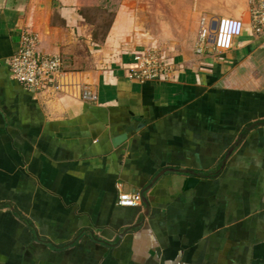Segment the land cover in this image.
Returning a JSON list of instances; mask_svg holds the SVG:
<instances>
[{"label": "crops", "instance_id": "1", "mask_svg": "<svg viewBox=\"0 0 264 264\" xmlns=\"http://www.w3.org/2000/svg\"><path fill=\"white\" fill-rule=\"evenodd\" d=\"M90 2L0 0V264H264V34L248 0H123L107 26L112 3ZM201 13L243 21L230 49L195 52ZM24 29L61 56L64 92L12 78ZM148 44L174 70L131 81ZM123 192L148 206L117 205Z\"/></svg>", "mask_w": 264, "mask_h": 264}, {"label": "built area", "instance_id": "2", "mask_svg": "<svg viewBox=\"0 0 264 264\" xmlns=\"http://www.w3.org/2000/svg\"><path fill=\"white\" fill-rule=\"evenodd\" d=\"M249 25L255 34H264V0H248ZM195 52L206 50H228L234 38L238 37L244 27L240 19L220 17L215 20L200 18ZM39 38L31 30L24 29L19 34V45L16 53L9 59L12 78L34 90L59 94L67 89L62 59L58 54H42L37 50ZM174 66L165 61L164 56L155 48L147 47L136 53L129 63L126 76L129 80L144 83L167 79ZM74 94L85 102H96L98 96L86 85L80 84ZM140 192L119 193L117 205L136 207L142 204Z\"/></svg>", "mask_w": 264, "mask_h": 264}, {"label": "rangeland", "instance_id": "3", "mask_svg": "<svg viewBox=\"0 0 264 264\" xmlns=\"http://www.w3.org/2000/svg\"><path fill=\"white\" fill-rule=\"evenodd\" d=\"M123 0H101L100 3L105 4L107 2V5L110 4V2L112 3L111 7L108 6V7H101V10L104 11L106 14L103 15V18L101 16V20L103 21V24L104 26H107L109 23H110V20H111V16L113 15V7H118L119 4L122 2ZM90 4H92V0L90 2ZM122 4V3H121ZM92 6V5H91ZM113 6V7H112ZM216 17L218 18L219 16L218 15H215V14H212V13H201L198 17L201 18V17H204L206 18L207 20L211 17ZM199 20V19H198ZM100 33H103V30H100ZM149 47H151L152 45L154 46V44H148ZM158 47V46H157ZM160 47V46H159Z\"/></svg>", "mask_w": 264, "mask_h": 264}, {"label": "water", "instance_id": "4", "mask_svg": "<svg viewBox=\"0 0 264 264\" xmlns=\"http://www.w3.org/2000/svg\"><path fill=\"white\" fill-rule=\"evenodd\" d=\"M125 135H123L122 136V138L124 137ZM166 170H172V169H165V170H161L160 171V173H158L155 177H154V179H153V181L160 175V174H162L163 172H165ZM179 171H181V172H187V173H190L191 174V177L189 178V180L191 181V182H196L197 181V179H198V177L193 173V172H190V171H186V170H179ZM152 181V182H153ZM143 203L146 205V207L148 206V203H147V201H146V199L143 197Z\"/></svg>", "mask_w": 264, "mask_h": 264}]
</instances>
